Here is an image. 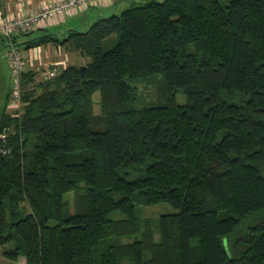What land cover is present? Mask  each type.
<instances>
[{"label": "trees", "instance_id": "trees-1", "mask_svg": "<svg viewBox=\"0 0 264 264\" xmlns=\"http://www.w3.org/2000/svg\"><path fill=\"white\" fill-rule=\"evenodd\" d=\"M49 42L86 62L49 78L39 68L38 81L26 67L21 114L1 115L0 246L14 245L4 255L264 264V0H134L24 45ZM156 74L162 102L137 106L136 85ZM80 187L71 212L65 194ZM136 202L177 209L160 216L159 240L139 229Z\"/></svg>", "mask_w": 264, "mask_h": 264}, {"label": "crops", "instance_id": "crops-1", "mask_svg": "<svg viewBox=\"0 0 264 264\" xmlns=\"http://www.w3.org/2000/svg\"><path fill=\"white\" fill-rule=\"evenodd\" d=\"M49 1L50 0H0V13L15 14L20 10L27 11L34 9L38 6L46 4ZM133 1L134 0H115L114 3L107 6L92 7L84 11L68 15L61 22L52 25H43L29 34H18L15 40L28 63L27 70L32 69L34 66L46 69L48 66L62 67L67 64H73V61L70 59L71 55H80L77 52L67 51L61 43L54 44L49 42L44 45L25 48L24 42L30 38L44 33H52L58 37H63L69 30L85 31L98 17L108 16V14L110 15L112 13L119 12V8L122 10L121 8L127 7ZM3 42L4 40L0 39V43L3 44ZM5 46L6 49H0V118L2 113L6 111L8 93L10 91L8 83L10 71L7 58L8 47L7 44H5ZM4 57L7 58V62Z\"/></svg>", "mask_w": 264, "mask_h": 264}, {"label": "built area", "instance_id": "built-area-1", "mask_svg": "<svg viewBox=\"0 0 264 264\" xmlns=\"http://www.w3.org/2000/svg\"><path fill=\"white\" fill-rule=\"evenodd\" d=\"M115 0H50L44 5L38 6L27 11H18L15 14L0 13V36L7 41V58L10 67V101L9 107L19 116L22 112L21 101V73L27 67V61L21 51L13 43V36L19 32L35 30L43 25H52L63 21L71 14L84 11L92 7L107 6L114 3ZM57 70L55 67L43 69L44 78L55 76ZM17 111V112H16ZM6 131L0 132V151L8 152V149H2V141L6 139Z\"/></svg>", "mask_w": 264, "mask_h": 264}, {"label": "rangeland", "instance_id": "rangeland-1", "mask_svg": "<svg viewBox=\"0 0 264 264\" xmlns=\"http://www.w3.org/2000/svg\"><path fill=\"white\" fill-rule=\"evenodd\" d=\"M123 9V8H121ZM121 11L120 8L118 10ZM118 12V13H119ZM109 15V14H108ZM86 29V28H85ZM5 41L3 44L0 43V49H6L5 47ZM20 51H22L19 48ZM23 55V52H21ZM5 54V52H4ZM3 56V55H2ZM24 57V55H23ZM5 58V57H4ZM3 58V59H4ZM25 58V57H24ZM71 61H73L74 64H82L86 62V58L78 55H71ZM7 62V58H5ZM1 62V60H0ZM49 67V66H48ZM33 71H36L37 74L34 75L36 77V80L38 81L41 79L42 75L40 73V69L37 66L32 67ZM9 86H11V77H10V71H9ZM1 84V79H0ZM161 84L162 79L160 75L156 74L148 78V80L144 82H140L137 84V93H138V102L137 106H150L154 104H158L162 102L161 99ZM93 99V111L94 113H99L100 106H99V92L95 91L92 95ZM176 100L178 103H183L185 101L184 94L182 92H177L176 94ZM10 101V91L8 93V100H7V108L6 112H13V110L8 106ZM83 191L82 187H80L77 190L69 191L65 194L66 204L67 208L72 212L76 208V202H77V196L78 194H81ZM135 213L138 220V225L140 230H144L146 227L152 228L154 232V238L156 240L160 239V232H159V219L160 216L163 214H169L176 212L177 209L174 208L172 205H170L167 202H158L153 204H146V203H140L136 202L135 204ZM124 215L119 211H112L110 212L107 217L111 219H118L122 218ZM129 240V238H123V241ZM14 245L12 242L6 243L3 246H0V264H24V257L19 256L17 260H12L7 258L4 255V252L10 248H13ZM121 264H130V261L128 259H125L121 262Z\"/></svg>", "mask_w": 264, "mask_h": 264}, {"label": "water", "instance_id": "water-1", "mask_svg": "<svg viewBox=\"0 0 264 264\" xmlns=\"http://www.w3.org/2000/svg\"><path fill=\"white\" fill-rule=\"evenodd\" d=\"M80 69H82V68H80ZM1 152V151H0Z\"/></svg>", "mask_w": 264, "mask_h": 264}]
</instances>
